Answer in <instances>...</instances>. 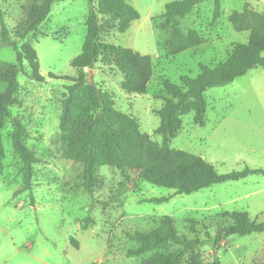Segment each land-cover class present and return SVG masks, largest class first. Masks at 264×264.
<instances>
[{
	"label": "rangeland",
	"instance_id": "rangeland-1",
	"mask_svg": "<svg viewBox=\"0 0 264 264\" xmlns=\"http://www.w3.org/2000/svg\"><path fill=\"white\" fill-rule=\"evenodd\" d=\"M128 1L139 17L125 32L110 29L101 38L152 58L153 74L147 91L138 94L122 90L121 75L104 62L86 69L87 76L111 93L117 109L136 117L140 129L160 141L161 136L155 133L160 122L155 110L163 100L155 95H166L163 80L179 83L183 75L194 77L199 64L214 66L224 60L235 42L248 38V31L233 29L228 14L247 6L264 12V0H219L216 19L214 0H203L175 18L161 15L171 0ZM25 2L0 0L9 29L23 16ZM87 12V0H57L30 36L45 81L30 80L19 72L18 103L11 107V113L28 129L26 144L39 161L33 164L31 195L28 190L15 194L22 184V162L13 152L9 136L12 127L7 120L2 130L4 156L0 159V264H139L141 256L125 255L136 245L127 233L150 230L165 215L171 216L178 232L188 237L194 236L186 227L190 221L198 223L199 236L204 237L201 223L220 219L225 211H246L251 219L264 220V69L259 66L227 84L207 88L204 125L194 124L193 113L188 112L182 115L181 128L170 140L171 147L202 156L219 173L245 166L259 171L189 194H174L160 203L146 199L171 195L173 189L137 179L130 186L120 171L107 165L97 168L95 185L90 191L86 188L82 165L61 154L59 101L69 81L49 73L76 75L70 61L80 52ZM175 20L183 33L195 31L204 42L168 55L166 41ZM12 64H16L15 52L6 44L0 45V68ZM5 86L0 82V91ZM86 219L90 223L84 227ZM216 227H210L211 234ZM199 251L203 264L212 259L208 246ZM216 253L221 264H264V232L228 236Z\"/></svg>",
	"mask_w": 264,
	"mask_h": 264
},
{
	"label": "trees",
	"instance_id": "trees-1",
	"mask_svg": "<svg viewBox=\"0 0 264 264\" xmlns=\"http://www.w3.org/2000/svg\"><path fill=\"white\" fill-rule=\"evenodd\" d=\"M57 0H26L22 5L23 16L9 29L0 9V45L10 46L16 55V64L0 68V82L6 86L0 91V159L4 156L2 130L6 121L11 123L9 134L13 152L22 162V184L15 194L33 188V164L39 161L31 147L26 144L28 129L20 117L11 113L18 103V73L28 79L42 83L44 75L39 71L37 53L30 38L49 14ZM203 0H171L165 4L161 14L166 18L182 17ZM85 36L80 52L70 65L76 69L75 76L55 75L69 81L64 86L59 106L58 128L61 154L65 159L82 165V177L90 191L97 181L96 170L107 165L116 168L127 184L135 185V179L156 186L173 189V194L152 196L149 202L167 201L174 194H189L214 183L238 180L259 170L248 166L241 170L219 173L215 166L202 156L170 146V140L178 133L182 115L192 112V121L204 125L207 88L224 85L249 69L259 66L264 69V12L250 7L231 11L227 18L236 31H248L246 42H235L227 57L214 66L199 64L194 76L183 75L179 83L164 79L166 95L156 94L163 100L156 109L160 118L155 133L161 136L156 141L140 129L136 117L117 109L112 95L96 83L87 80L86 69H93L98 62L111 65L122 77L120 86L127 93L142 94L147 91L153 74V62L149 55L131 48L104 41L101 35L107 30L125 32L130 23L139 17L137 10L128 0H87ZM220 14V1L214 0L213 19ZM175 20L168 32L166 51L178 54L195 47L203 38L195 31L183 33ZM26 62V69L24 67ZM261 171V170H260ZM32 200V197H31ZM189 220V219H187ZM190 221V220H189ZM90 223L86 219L84 227ZM204 237L196 221L186 226L193 237L180 234L174 219L163 216L161 223L150 230H134L127 237L136 245L125 251L126 256L139 257V264H203L200 248L208 246L213 254L206 264H221L216 251L221 241L231 235L264 232V220L251 219L246 211H225L222 218H210L201 223ZM217 226L214 234L210 227ZM176 245L171 248V245ZM148 256L143 257L144 254Z\"/></svg>",
	"mask_w": 264,
	"mask_h": 264
},
{
	"label": "water",
	"instance_id": "water-1",
	"mask_svg": "<svg viewBox=\"0 0 264 264\" xmlns=\"http://www.w3.org/2000/svg\"><path fill=\"white\" fill-rule=\"evenodd\" d=\"M87 80L89 81V78H88V76H87Z\"/></svg>",
	"mask_w": 264,
	"mask_h": 264
}]
</instances>
